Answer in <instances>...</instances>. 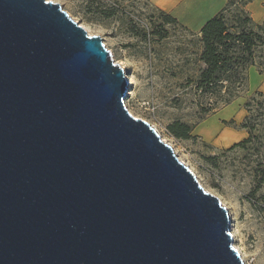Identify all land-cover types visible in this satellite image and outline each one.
<instances>
[{
    "label": "water",
    "instance_id": "95a60500",
    "mask_svg": "<svg viewBox=\"0 0 264 264\" xmlns=\"http://www.w3.org/2000/svg\"><path fill=\"white\" fill-rule=\"evenodd\" d=\"M61 3L0 0V264H246L231 216Z\"/></svg>",
    "mask_w": 264,
    "mask_h": 264
},
{
    "label": "rangeland",
    "instance_id": "374dc122",
    "mask_svg": "<svg viewBox=\"0 0 264 264\" xmlns=\"http://www.w3.org/2000/svg\"><path fill=\"white\" fill-rule=\"evenodd\" d=\"M53 1L103 38L125 70L128 110L150 122L221 199L245 263L264 264V50H257L244 85L226 104L197 87L206 67L202 34L168 22L150 0ZM177 121L192 127L190 138L170 132ZM248 138L246 148L235 146Z\"/></svg>",
    "mask_w": 264,
    "mask_h": 264
},
{
    "label": "trees",
    "instance_id": "16d2710c",
    "mask_svg": "<svg viewBox=\"0 0 264 264\" xmlns=\"http://www.w3.org/2000/svg\"><path fill=\"white\" fill-rule=\"evenodd\" d=\"M227 1L226 7L200 31L203 42L202 60L206 67L197 82V87L202 92L212 97L219 94L226 104L236 96L239 87L244 85L248 70L257 62V50H264V22H255L246 9L252 0ZM234 7L237 8L233 10ZM167 21L177 20L167 14ZM168 128L178 138L191 137L192 127L188 124L177 121ZM250 141L251 138H248L235 146L246 148Z\"/></svg>",
    "mask_w": 264,
    "mask_h": 264
},
{
    "label": "crops",
    "instance_id": "0c3cea01",
    "mask_svg": "<svg viewBox=\"0 0 264 264\" xmlns=\"http://www.w3.org/2000/svg\"><path fill=\"white\" fill-rule=\"evenodd\" d=\"M157 8L175 18L187 28L200 32L203 26L218 15L227 0H150ZM247 11L257 23L264 22V0H252Z\"/></svg>",
    "mask_w": 264,
    "mask_h": 264
},
{
    "label": "bare ground",
    "instance_id": "6f19581e",
    "mask_svg": "<svg viewBox=\"0 0 264 264\" xmlns=\"http://www.w3.org/2000/svg\"><path fill=\"white\" fill-rule=\"evenodd\" d=\"M162 137V136H161ZM163 139V138H162ZM164 141H166L165 139H163Z\"/></svg>",
    "mask_w": 264,
    "mask_h": 264
}]
</instances>
